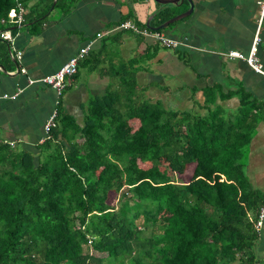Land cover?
Listing matches in <instances>:
<instances>
[{
	"label": "trees",
	"instance_id": "1",
	"mask_svg": "<svg viewBox=\"0 0 264 264\" xmlns=\"http://www.w3.org/2000/svg\"><path fill=\"white\" fill-rule=\"evenodd\" d=\"M54 1L40 0L35 22ZM15 6L0 0V35ZM169 8L160 25L176 16ZM134 92L126 81L93 99L83 124L60 110L38 153L0 139V264H260L264 194L246 160L264 102L240 87L220 94L240 100L225 110L210 88L199 114Z\"/></svg>",
	"mask_w": 264,
	"mask_h": 264
},
{
	"label": "crops",
	"instance_id": "2",
	"mask_svg": "<svg viewBox=\"0 0 264 264\" xmlns=\"http://www.w3.org/2000/svg\"><path fill=\"white\" fill-rule=\"evenodd\" d=\"M260 1L193 0L194 12L163 30L183 43L178 49H168L153 37L131 31L108 33L127 21L142 30L150 29L149 21L152 27L161 26L159 15L165 9L154 0H79L71 9L54 8L42 22L34 21L39 8L31 13L40 0H27L24 24L5 29L14 42L0 38L7 52L6 57L0 51V139L38 153V145L47 137L45 124L56 109L83 124L91 101L112 88L122 90L126 81L135 87L134 100L158 102L174 112L205 114L210 88L218 90L217 105L225 110H237L240 100H223L220 94L240 87L264 102V75L254 72L246 61L228 57L230 52L249 54ZM190 7L186 1L169 9L177 16ZM98 34L103 36L98 38ZM261 37L258 57L264 68V25ZM89 42H94L93 49L68 80L59 107L53 88L29 86V80L57 72ZM18 51L23 52L19 61L13 57ZM17 93L16 99L3 98ZM246 170L257 188L258 175L264 173V120L252 140ZM256 248L264 251V226Z\"/></svg>",
	"mask_w": 264,
	"mask_h": 264
},
{
	"label": "built area",
	"instance_id": "3",
	"mask_svg": "<svg viewBox=\"0 0 264 264\" xmlns=\"http://www.w3.org/2000/svg\"><path fill=\"white\" fill-rule=\"evenodd\" d=\"M16 6L10 11L7 24L11 27L19 26L24 24L25 22V14H26V7L22 0H14ZM260 6V13L257 23V33L253 40L252 48L248 55H245L240 52H230L228 57L230 59H240L244 60L248 63V65L252 68V70L258 74L264 75V68L261 64V61L258 57V47L262 41L261 31L264 25V0L259 2ZM131 31L136 35H142L144 37H153L157 43L161 46L168 48V49H178L183 44L180 40H176L168 36L166 33L161 31H152L150 29H140L136 24L131 21L121 23L117 28L108 32L111 33L113 31ZM103 35L98 34V38H101ZM0 38L7 41L9 44L14 42V37L9 30H6L1 33ZM94 46V42H89L85 47L81 48L79 53L74 56L67 64H65L62 68H60L54 74L45 76L43 78L37 80H29V86L35 84H42L53 88L58 96L57 105L58 107L61 105V99L64 97L67 87H68V80L75 76L78 72L80 62L90 54ZM11 52L12 51L11 49ZM14 59L22 60L23 59V52L18 51L16 56L13 55ZM22 72L25 70L22 69ZM18 93L15 95H4L3 98L5 99H16ZM58 118H59V110L56 109L53 115L50 117L48 122L45 124V131L47 136L51 133L53 129H55L58 125ZM12 147L15 146V143H9ZM264 226V206L259 211L258 222L256 228L258 231H261Z\"/></svg>",
	"mask_w": 264,
	"mask_h": 264
},
{
	"label": "water",
	"instance_id": "4",
	"mask_svg": "<svg viewBox=\"0 0 264 264\" xmlns=\"http://www.w3.org/2000/svg\"><path fill=\"white\" fill-rule=\"evenodd\" d=\"M155 2L161 4L164 6L163 9H166V8H169V7H180L184 2H189L191 7L188 11L182 13V14H179L175 17H173L172 19H170L169 21L165 22L164 24H162L161 26L159 27H152L150 26V21L148 22V27L153 30V31H161V30H166L168 29L171 25L189 17L193 12H194V3H193V0H154ZM57 3V0L54 1V4H53V7L51 8V11L54 10V7ZM9 47V50L11 51V48L10 46Z\"/></svg>",
	"mask_w": 264,
	"mask_h": 264
},
{
	"label": "rangeland",
	"instance_id": "5",
	"mask_svg": "<svg viewBox=\"0 0 264 264\" xmlns=\"http://www.w3.org/2000/svg\"><path fill=\"white\" fill-rule=\"evenodd\" d=\"M247 161V160H246ZM248 175L250 177V179L252 178L253 179V175L252 173L250 174L248 172ZM190 175H185V176H179V179L178 181L180 183L182 182H187L190 177ZM258 182H257V189L260 190L263 194H264V173L263 174H259L258 175ZM147 235H149V233H147ZM255 255H256V260L260 263V264H263L264 263V251L262 250H258L257 248L255 249Z\"/></svg>",
	"mask_w": 264,
	"mask_h": 264
},
{
	"label": "bare ground",
	"instance_id": "6",
	"mask_svg": "<svg viewBox=\"0 0 264 264\" xmlns=\"http://www.w3.org/2000/svg\"><path fill=\"white\" fill-rule=\"evenodd\" d=\"M5 41V40H4Z\"/></svg>",
	"mask_w": 264,
	"mask_h": 264
}]
</instances>
